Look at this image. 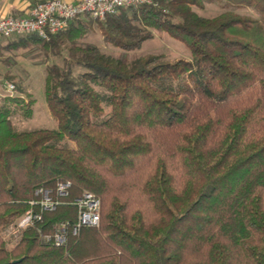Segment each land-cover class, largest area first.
<instances>
[{
  "label": "trees",
  "instance_id": "trees-1",
  "mask_svg": "<svg viewBox=\"0 0 264 264\" xmlns=\"http://www.w3.org/2000/svg\"><path fill=\"white\" fill-rule=\"evenodd\" d=\"M232 1L258 16L204 17L200 0H154L12 42L40 44L63 64L46 67L57 129L17 131L11 109L0 111V264H264V0ZM94 23L122 53L78 42ZM152 29L191 58H131ZM10 100L32 115V100ZM64 139L75 146H58ZM60 181L71 187L56 208L4 239L37 191L56 197ZM84 191L101 200L99 226L62 246L44 241L75 222L70 202Z\"/></svg>",
  "mask_w": 264,
  "mask_h": 264
},
{
  "label": "rangeland",
  "instance_id": "rangeland-1",
  "mask_svg": "<svg viewBox=\"0 0 264 264\" xmlns=\"http://www.w3.org/2000/svg\"><path fill=\"white\" fill-rule=\"evenodd\" d=\"M200 2L201 5H194L193 9L204 17H213L226 10H232L242 15L258 16L257 10L252 6L238 4L232 0H200ZM152 32V38L145 40L140 48L128 52L131 58L146 54L161 55L165 60L191 58V50L183 42L162 30L152 29ZM28 37L30 35L12 37L1 44L0 111L5 107L11 109L10 119L17 131L43 128L57 129L58 120L51 114L46 100L45 78L47 65L52 63L63 64V57L53 55L51 51H46L40 44L30 41L12 45V42ZM78 42L94 43L102 52L111 56H118L122 53V49L105 41L97 23H94L89 32ZM66 53L67 51L64 50L63 55ZM74 71L80 73L84 71V68L75 66ZM7 83L15 85L13 92L6 91ZM95 88L101 93H105L103 88L99 86H95ZM11 97H20L25 103L32 100V115L25 116L22 109L23 104L12 102ZM74 144L67 139L57 142L58 146L74 147ZM10 237L7 230L3 232L4 239L9 240Z\"/></svg>",
  "mask_w": 264,
  "mask_h": 264
},
{
  "label": "built area",
  "instance_id": "built-area-1",
  "mask_svg": "<svg viewBox=\"0 0 264 264\" xmlns=\"http://www.w3.org/2000/svg\"><path fill=\"white\" fill-rule=\"evenodd\" d=\"M153 3L154 0H80L75 3L66 0L39 1L32 5L26 16L0 14V44L12 37L23 35H37L43 39H49L51 35L65 30L77 19L91 16L104 20L107 16L118 13L122 8ZM14 90L13 83L6 84V91ZM70 187L69 181L58 182L55 190L56 197H53L48 189H39L37 194L41 197L30 201L32 207L7 229V234L18 237L23 229L35 225L41 219V212L55 209L60 203L59 197L67 196ZM70 203L77 210L75 222L61 223L54 234H41L44 241L62 246L66 244L70 232L77 235L84 227L99 226L101 200L93 192L84 191ZM33 206H38L39 211H36Z\"/></svg>",
  "mask_w": 264,
  "mask_h": 264
},
{
  "label": "crops",
  "instance_id": "crops-1",
  "mask_svg": "<svg viewBox=\"0 0 264 264\" xmlns=\"http://www.w3.org/2000/svg\"><path fill=\"white\" fill-rule=\"evenodd\" d=\"M41 0H0L1 15L26 16L29 14L33 4ZM71 3L80 0H66Z\"/></svg>",
  "mask_w": 264,
  "mask_h": 264
},
{
  "label": "water",
  "instance_id": "water-1",
  "mask_svg": "<svg viewBox=\"0 0 264 264\" xmlns=\"http://www.w3.org/2000/svg\"><path fill=\"white\" fill-rule=\"evenodd\" d=\"M21 259H18V260H14L13 262H19Z\"/></svg>",
  "mask_w": 264,
  "mask_h": 264
}]
</instances>
